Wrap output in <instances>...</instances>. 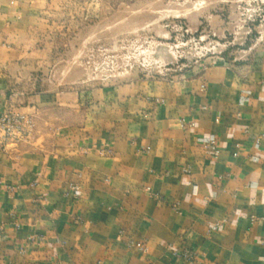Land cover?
I'll return each mask as SVG.
<instances>
[{"label": "crops", "instance_id": "obj_1", "mask_svg": "<svg viewBox=\"0 0 264 264\" xmlns=\"http://www.w3.org/2000/svg\"><path fill=\"white\" fill-rule=\"evenodd\" d=\"M52 1L0 0V111L34 122L0 139V264H191L169 244L193 264H264V56L121 86L75 123L73 94L34 73Z\"/></svg>", "mask_w": 264, "mask_h": 264}, {"label": "rangeland", "instance_id": "obj_2", "mask_svg": "<svg viewBox=\"0 0 264 264\" xmlns=\"http://www.w3.org/2000/svg\"><path fill=\"white\" fill-rule=\"evenodd\" d=\"M36 34L37 87L72 93L77 123L121 86L259 65L264 0H53Z\"/></svg>", "mask_w": 264, "mask_h": 264}, {"label": "built area", "instance_id": "obj_3", "mask_svg": "<svg viewBox=\"0 0 264 264\" xmlns=\"http://www.w3.org/2000/svg\"><path fill=\"white\" fill-rule=\"evenodd\" d=\"M194 124V123H192ZM34 122L32 118L15 108L8 107L5 111H0V139L6 141L8 139H26L33 130ZM257 143H260V138H257ZM204 147L214 156H218L221 153V149L218 145L216 138H211L205 142ZM184 172L189 173L188 168L184 169ZM193 190L197 191V185H193ZM80 186L78 184H71L66 191L67 195H71L74 198L79 197ZM140 248L147 250L145 243L140 245ZM169 248L173 251L174 255L184 257L191 264L194 263L195 254L189 248H183L182 250L175 249L172 244H169Z\"/></svg>", "mask_w": 264, "mask_h": 264}]
</instances>
